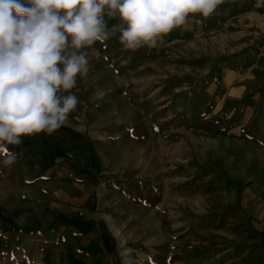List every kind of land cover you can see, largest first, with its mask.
I'll use <instances>...</instances> for the list:
<instances>
[{
  "label": "rangeland",
  "instance_id": "rangeland-1",
  "mask_svg": "<svg viewBox=\"0 0 264 264\" xmlns=\"http://www.w3.org/2000/svg\"><path fill=\"white\" fill-rule=\"evenodd\" d=\"M106 20L69 117L90 148L0 162V264H264V0L189 14L154 47ZM143 113L155 134L125 146Z\"/></svg>",
  "mask_w": 264,
  "mask_h": 264
},
{
  "label": "clouds",
  "instance_id": "clouds-1",
  "mask_svg": "<svg viewBox=\"0 0 264 264\" xmlns=\"http://www.w3.org/2000/svg\"><path fill=\"white\" fill-rule=\"evenodd\" d=\"M223 0H0V148L51 135L78 104L70 92L89 71L93 45L112 31L126 48L157 46L189 14L208 17ZM5 166L14 163L11 155Z\"/></svg>",
  "mask_w": 264,
  "mask_h": 264
},
{
  "label": "crops",
  "instance_id": "crops-1",
  "mask_svg": "<svg viewBox=\"0 0 264 264\" xmlns=\"http://www.w3.org/2000/svg\"><path fill=\"white\" fill-rule=\"evenodd\" d=\"M78 80L76 83L75 88L70 89L69 91L75 93V89L79 86ZM80 90V88H79ZM79 92V91H78ZM77 92V93H78ZM118 102L119 99L117 97L115 98L114 96H110L106 102ZM127 102L133 103L130 99L126 98ZM113 102V103H114ZM135 103V102H134ZM70 119V118H69ZM148 117L143 113L141 114V120L137 121L136 119H132L129 124L126 125V129L121 132L122 138L124 142H122L125 146L130 145L129 140H133L135 137H137L139 140L147 142V137L149 138L151 135L150 133L153 132L152 129H155L151 123H148L149 128H146L144 120H147ZM137 121V122H133ZM75 129L74 124L68 123L65 126H62L60 129L52 133L51 135H48L46 133H38L34 134L31 137H24L23 143L20 144L21 149L25 151H31V152H36V153H48V152H53L55 155L59 153H73L78 155L77 153L80 152L82 149H89L90 144H89V139L82 137L79 132H77ZM93 135H91V138ZM159 138H161V135H157ZM114 145H117L118 141L113 142ZM100 146L105 145L103 142H100ZM112 145V144H111ZM132 145V144H131ZM17 146L9 145L7 150L4 148H0V151H3V153H9V155L12 156V151L16 149ZM12 153V154H11ZM3 157H0V162H2ZM78 203H76L77 205ZM81 204V203H80ZM74 210L69 209L67 214L72 216ZM74 214V213H73ZM78 226V227H77ZM80 224H75L74 227H72L73 231H76L78 233H81L82 231L80 230ZM87 235H95L98 233L97 227H91L90 230H87ZM78 239V238H77ZM88 242V240H76L73 241V246L74 247H79L84 242ZM149 262H146V264Z\"/></svg>",
  "mask_w": 264,
  "mask_h": 264
},
{
  "label": "trees",
  "instance_id": "trees-1",
  "mask_svg": "<svg viewBox=\"0 0 264 264\" xmlns=\"http://www.w3.org/2000/svg\"><path fill=\"white\" fill-rule=\"evenodd\" d=\"M75 220V217H72L70 220H69V223H71L72 221Z\"/></svg>",
  "mask_w": 264,
  "mask_h": 264
},
{
  "label": "bare ground",
  "instance_id": "bare-ground-1",
  "mask_svg": "<svg viewBox=\"0 0 264 264\" xmlns=\"http://www.w3.org/2000/svg\"><path fill=\"white\" fill-rule=\"evenodd\" d=\"M128 264H133L132 261H128Z\"/></svg>",
  "mask_w": 264,
  "mask_h": 264
}]
</instances>
